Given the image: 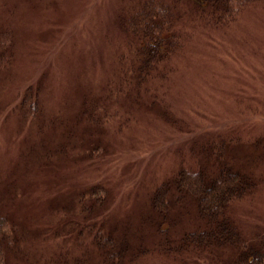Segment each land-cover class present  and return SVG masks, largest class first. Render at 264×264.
I'll list each match as a JSON object with an SVG mask.
<instances>
[{
    "label": "rangeland",
    "instance_id": "rangeland-1",
    "mask_svg": "<svg viewBox=\"0 0 264 264\" xmlns=\"http://www.w3.org/2000/svg\"><path fill=\"white\" fill-rule=\"evenodd\" d=\"M144 1L0 0V212L20 233L7 264H109L98 234L128 245L122 264H239L177 240L167 253L193 208L160 224L150 205L177 171L223 157L257 183L228 214L264 240V0L225 24L156 0L176 3L181 47L139 85L121 18Z\"/></svg>",
    "mask_w": 264,
    "mask_h": 264
},
{
    "label": "trees",
    "instance_id": "trees-1",
    "mask_svg": "<svg viewBox=\"0 0 264 264\" xmlns=\"http://www.w3.org/2000/svg\"><path fill=\"white\" fill-rule=\"evenodd\" d=\"M186 1L191 2L202 15L207 13L215 24H225L236 19L246 6L259 0ZM172 2L174 6L145 0L139 11L121 18V29L134 46L136 66L134 64L133 70L139 85L154 72L158 73L159 66L181 47V36L176 31L178 13L176 3ZM208 167H199L198 170L182 168L156 187L151 195V209L159 217L160 224L166 219L171 222L167 214L174 205L182 209L192 207L197 221L192 231L183 233L179 238H171V242L164 240V250L172 252V244L177 240V246H192L200 251L229 248L237 253L239 264H264V240L242 238L238 225L228 214L234 201L253 193L257 187L254 176L235 168L224 157L217 165ZM160 224L157 227L159 234L164 232ZM19 239L20 233L13 221L0 212V264H7L10 253H19ZM94 240L107 255L105 260L109 264L120 262L124 256L123 249H128L127 244L124 247L116 243L112 236L105 238L98 234ZM119 244L121 248H118ZM75 264L84 263L76 259Z\"/></svg>",
    "mask_w": 264,
    "mask_h": 264
}]
</instances>
